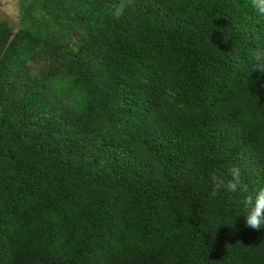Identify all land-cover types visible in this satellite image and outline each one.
<instances>
[{"label": "trees", "instance_id": "trees-1", "mask_svg": "<svg viewBox=\"0 0 264 264\" xmlns=\"http://www.w3.org/2000/svg\"><path fill=\"white\" fill-rule=\"evenodd\" d=\"M121 3L27 0L17 31L0 22V264H264L245 194L210 197L232 166L246 195L264 186V17L250 0ZM73 11L101 35L36 76L59 52L47 17Z\"/></svg>", "mask_w": 264, "mask_h": 264}, {"label": "rangeland", "instance_id": "rangeland-1", "mask_svg": "<svg viewBox=\"0 0 264 264\" xmlns=\"http://www.w3.org/2000/svg\"><path fill=\"white\" fill-rule=\"evenodd\" d=\"M26 1L27 0H0V22H6L9 26L15 29V31H17L20 22L23 18L22 6L24 5V3H26ZM129 1L132 0H122V3L116 9V15L123 16L126 13V11L129 8ZM34 14L37 17L36 21L38 22L42 21L41 20L43 18L42 13L37 8L34 9ZM82 15H83L82 11H77V12L73 11L70 12V18L68 20H64V21L59 20L56 22L53 21L54 18L52 19L51 17L48 16V14H46V17L48 16L47 20L49 19L52 20L51 23L48 24L49 25L54 24L53 26L47 28V37L59 41L57 43L59 44L58 46L59 52L54 53L52 55L55 58L51 67L46 66L42 59L38 60L40 61L38 68L34 69L37 72L36 76L38 75L41 77H44L46 75L48 76L49 74L54 73L59 69H61L63 65H67L71 61H75L74 56L78 51H80L79 49L76 48H79L83 44L87 43L89 39L90 41L88 43L92 42V39L94 37L97 38L98 36L101 35L100 25L102 22L101 21L99 22V19L97 17H94L93 15H90L89 17L88 14L85 16ZM57 44H55L54 46L56 47ZM64 44L66 47H62ZM72 52L73 55L70 54ZM96 65H100L99 60H93V67ZM35 74L36 73L34 72L32 74V77H34ZM36 88H39V86L37 85ZM46 90H48L46 87L41 86L40 94L48 100L52 99L51 97H49L48 92H46ZM41 118H42L41 116H38L35 117L34 120L40 122ZM49 123L50 120L48 119V122L44 123L43 125L46 127V125H49Z\"/></svg>", "mask_w": 264, "mask_h": 264}, {"label": "clouds", "instance_id": "clouds-1", "mask_svg": "<svg viewBox=\"0 0 264 264\" xmlns=\"http://www.w3.org/2000/svg\"><path fill=\"white\" fill-rule=\"evenodd\" d=\"M250 8L259 17H264V0H250ZM253 71L264 72V46L253 50ZM221 192L245 194L243 198V216L246 226L251 229H264V186L258 188L254 195H246L247 186L241 179V169L232 166L227 177L213 172L211 174L210 197L216 198Z\"/></svg>", "mask_w": 264, "mask_h": 264}]
</instances>
